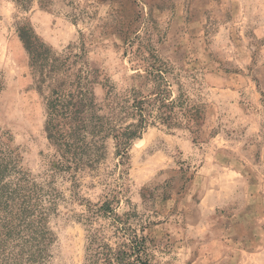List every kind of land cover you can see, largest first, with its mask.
<instances>
[{"label":"rangeland","instance_id":"rangeland-1","mask_svg":"<svg viewBox=\"0 0 264 264\" xmlns=\"http://www.w3.org/2000/svg\"><path fill=\"white\" fill-rule=\"evenodd\" d=\"M24 25L48 49L44 68L19 36ZM139 49L207 104L205 124L198 133L148 126L124 165L108 138L99 163L67 169L46 130L53 91L89 72L105 114L109 89L139 84ZM0 84L1 140L42 188L56 236L40 264H86V203L120 190L123 173L117 209L137 212L156 264H264V0H56L50 9L0 0Z\"/></svg>","mask_w":264,"mask_h":264},{"label":"trees","instance_id":"trees-1","mask_svg":"<svg viewBox=\"0 0 264 264\" xmlns=\"http://www.w3.org/2000/svg\"><path fill=\"white\" fill-rule=\"evenodd\" d=\"M14 1L27 7L34 0ZM37 2L50 9L56 0ZM18 31L36 66L44 68L48 49L39 45L27 26H20ZM134 55L147 61L137 72L139 84L121 95L110 87L105 114L97 111L102 108H97L89 72L79 71L72 84L75 89L70 84L71 90L53 91L46 130L67 169L99 163L107 154L108 138L114 140L118 164L124 165L133 142L148 126L158 123L170 130L198 133L205 124L207 104L183 91L166 61L150 50L139 49ZM175 85H179L177 94ZM11 173H16L14 178H10ZM123 178L120 190L108 191L98 202L86 203V264H156L147 227L133 221L137 212L121 213L117 209L128 191L125 173ZM43 199L42 188L12 163L0 137V264H40L49 255L56 236L48 227L49 209Z\"/></svg>","mask_w":264,"mask_h":264}]
</instances>
